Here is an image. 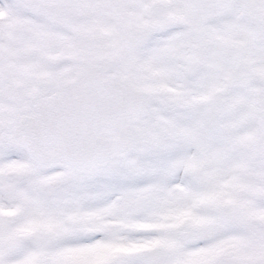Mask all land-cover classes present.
I'll list each match as a JSON object with an SVG mask.
<instances>
[{"label":"snow or ice","instance_id":"obj_1","mask_svg":"<svg viewBox=\"0 0 264 264\" xmlns=\"http://www.w3.org/2000/svg\"><path fill=\"white\" fill-rule=\"evenodd\" d=\"M0 264H264V0H0Z\"/></svg>","mask_w":264,"mask_h":264}]
</instances>
